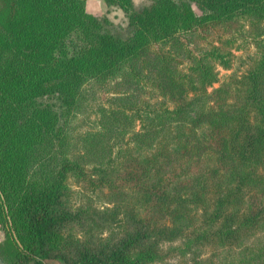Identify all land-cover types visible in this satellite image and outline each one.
Segmentation results:
<instances>
[{
  "label": "trees",
  "instance_id": "trees-1",
  "mask_svg": "<svg viewBox=\"0 0 264 264\" xmlns=\"http://www.w3.org/2000/svg\"><path fill=\"white\" fill-rule=\"evenodd\" d=\"M103 2L122 28L85 0H0V258L155 264L179 240L194 264H264V0ZM232 30L257 56L208 90Z\"/></svg>",
  "mask_w": 264,
  "mask_h": 264
},
{
  "label": "rangeland",
  "instance_id": "rangeland-1",
  "mask_svg": "<svg viewBox=\"0 0 264 264\" xmlns=\"http://www.w3.org/2000/svg\"><path fill=\"white\" fill-rule=\"evenodd\" d=\"M136 5H138L143 0H133ZM85 8L88 12H91L93 14L102 15L105 14L115 25H117V28L124 26V15L120 8L116 6H110L107 7L103 0H85ZM245 29H248V24L245 23L244 25ZM242 28V30H244ZM234 35V42L230 47H226V50L229 49L232 53L231 55V63L230 66L227 68H223L221 66H217L218 70V80L214 82L210 87H208V90H211L212 87H217L223 82L231 81L230 86L234 89L236 86H239V81L243 78V76L246 74V72L250 69V67L253 64V61L255 60V57L257 56V48L253 42L250 41V39H246L244 36H241L242 34H245L244 32H237L235 30H232L229 32V34ZM232 35V36H233ZM249 40V41H248ZM113 94L112 89H108L106 91H100L97 95L95 93H91L89 95V98L86 101L85 106L82 109V112L78 114L75 120V132H81L87 128H90L93 124L95 115V109L97 106V103L105 101L107 98H109ZM94 96V97H93ZM146 96V95H145ZM76 189V193L80 192L81 194L89 195L91 194L87 190L83 189L82 187L78 185H73ZM93 203L99 207L108 206L113 207L112 203L103 202L101 199H95L93 197ZM0 238H1V232H0ZM179 244V240L175 242H165L162 245V249L165 250L166 257L163 261L157 262L155 264H194L191 255L189 253L182 255L178 253V251H170L168 248L170 245L176 246ZM214 249L210 246H206L202 250V258L203 259H210L212 263L214 264L216 260L220 259H228L232 257L235 254V251L231 250H223V251H217V254L214 255ZM209 261V260H205Z\"/></svg>",
  "mask_w": 264,
  "mask_h": 264
},
{
  "label": "water",
  "instance_id": "water-1",
  "mask_svg": "<svg viewBox=\"0 0 264 264\" xmlns=\"http://www.w3.org/2000/svg\"><path fill=\"white\" fill-rule=\"evenodd\" d=\"M0 264H5L4 261L0 258Z\"/></svg>",
  "mask_w": 264,
  "mask_h": 264
}]
</instances>
